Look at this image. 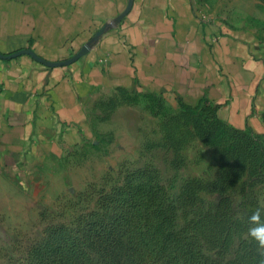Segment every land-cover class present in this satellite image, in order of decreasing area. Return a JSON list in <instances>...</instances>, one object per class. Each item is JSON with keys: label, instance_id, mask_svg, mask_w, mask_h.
Instances as JSON below:
<instances>
[{"label": "rangeland", "instance_id": "1", "mask_svg": "<svg viewBox=\"0 0 264 264\" xmlns=\"http://www.w3.org/2000/svg\"><path fill=\"white\" fill-rule=\"evenodd\" d=\"M198 4L264 38V0ZM261 207L264 126L169 94L102 91L77 142L0 169V264H105L109 251L120 264H264L248 232ZM154 220H172L176 234L156 235Z\"/></svg>", "mask_w": 264, "mask_h": 264}, {"label": "crops", "instance_id": "2", "mask_svg": "<svg viewBox=\"0 0 264 264\" xmlns=\"http://www.w3.org/2000/svg\"><path fill=\"white\" fill-rule=\"evenodd\" d=\"M85 44L66 65L0 58L1 170L77 142L102 91L169 94L237 127L264 126V38L207 18L198 0H0L1 54L62 61Z\"/></svg>", "mask_w": 264, "mask_h": 264}, {"label": "water", "instance_id": "3", "mask_svg": "<svg viewBox=\"0 0 264 264\" xmlns=\"http://www.w3.org/2000/svg\"><path fill=\"white\" fill-rule=\"evenodd\" d=\"M128 7L129 6H127V8L124 10V12L128 9ZM124 12L117 17L118 20L121 18V16L124 14ZM103 30H104V27L99 29L95 33V35L93 36V40L97 39V37L103 32ZM88 49H89L88 44H85L73 56H71L70 58H68L66 60H62V61H48V60H45L42 57L38 56L34 51H32L30 49H21V50H18L16 52H13L11 54H1L0 53V58L9 59V58H12V57H16V56H18L20 54H29L32 58H34L38 62H41V63H43L45 65H48V66H57V65H66V64H69V63L75 61L76 59H78L79 57L84 55L88 51Z\"/></svg>", "mask_w": 264, "mask_h": 264}, {"label": "trees", "instance_id": "4", "mask_svg": "<svg viewBox=\"0 0 264 264\" xmlns=\"http://www.w3.org/2000/svg\"><path fill=\"white\" fill-rule=\"evenodd\" d=\"M153 228H155V230H156V235H162V234H164V240H167V239H169V235H167L168 233H170L171 232V234L172 233H174V235L176 234L175 232V228H174V226H173V224H172V220H169V221H166V220H154V222H153ZM159 233V234H158ZM100 236V235H99ZM96 238V236L94 237V239ZM115 238V237H114ZM113 237H112V239H114ZM173 238H175L176 239V236L175 237H173ZM101 239V238H100ZM102 240V239H101ZM98 241H100V240H98ZM98 241H96V242H98ZM115 241V240H114ZM161 244L162 245H164V243L163 242H161ZM79 253H81V252H79ZM111 252L109 251V252H103V253H101V255L103 256V258H104V260H105V264H113V263H116V264H120L121 262H119L118 260L117 261H114L113 259V256L110 254ZM127 259H130V260H128L130 263H132V264H138L137 263V261H133L132 259H134V256H127ZM127 264H129L128 262H127Z\"/></svg>", "mask_w": 264, "mask_h": 264}, {"label": "clouds", "instance_id": "5", "mask_svg": "<svg viewBox=\"0 0 264 264\" xmlns=\"http://www.w3.org/2000/svg\"><path fill=\"white\" fill-rule=\"evenodd\" d=\"M262 214H264V207L257 208L251 213L248 232L252 239H254L260 247L264 248V220H262Z\"/></svg>", "mask_w": 264, "mask_h": 264}]
</instances>
